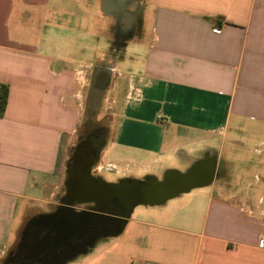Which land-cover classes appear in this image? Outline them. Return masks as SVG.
Here are the masks:
<instances>
[{
	"label": "crops",
	"instance_id": "crops-1",
	"mask_svg": "<svg viewBox=\"0 0 264 264\" xmlns=\"http://www.w3.org/2000/svg\"><path fill=\"white\" fill-rule=\"evenodd\" d=\"M96 1L61 15L50 0H0V264L32 220L64 204L85 132L99 140L92 176L105 185L161 182L196 165L213 173L137 206L122 231L60 264H264V0H138L136 10L117 8L132 29L120 44L112 0ZM134 41L139 72L126 76L119 63ZM100 100L110 119L97 127L86 115Z\"/></svg>",
	"mask_w": 264,
	"mask_h": 264
},
{
	"label": "water",
	"instance_id": "water-1",
	"mask_svg": "<svg viewBox=\"0 0 264 264\" xmlns=\"http://www.w3.org/2000/svg\"><path fill=\"white\" fill-rule=\"evenodd\" d=\"M87 147V145H80L76 148L69 170L68 191L64 198V204L73 207L77 202L80 204L93 203L96 216L92 219L82 218L75 222L70 227L72 231H77L87 224H94L99 219L106 218L119 221L121 226L115 232H120L137 206H154L164 203L167 199L182 192L207 184L213 173L209 167L196 165L185 174L170 172L161 182L156 179H147L105 185L92 176V168L98 160L99 149L88 155ZM80 168L86 179L87 192L73 197L75 179ZM68 236L65 234L62 238L67 239Z\"/></svg>",
	"mask_w": 264,
	"mask_h": 264
},
{
	"label": "flooded vegetation",
	"instance_id": "flooded-vegetation-1",
	"mask_svg": "<svg viewBox=\"0 0 264 264\" xmlns=\"http://www.w3.org/2000/svg\"><path fill=\"white\" fill-rule=\"evenodd\" d=\"M110 5L116 15L117 28L124 31L129 29L126 28L125 22L128 15L125 13L126 10L117 9L120 6L113 1ZM121 38L122 35L118 34L115 43L120 44ZM92 135L99 137V132L96 130ZM97 141L98 138L93 141L87 138L82 143L88 146L86 151L88 155L96 151ZM93 206V203H83L79 208H72L62 204L51 214L32 220L10 264H60L71 257L77 249L90 246L96 239L114 233L120 228L119 221L104 218L94 224H87L77 231L70 230V227L82 218L92 219L96 216ZM65 234L69 235L67 239L62 238Z\"/></svg>",
	"mask_w": 264,
	"mask_h": 264
},
{
	"label": "rangeland",
	"instance_id": "rangeland-1",
	"mask_svg": "<svg viewBox=\"0 0 264 264\" xmlns=\"http://www.w3.org/2000/svg\"><path fill=\"white\" fill-rule=\"evenodd\" d=\"M51 3H50V7H49V10H55V9H58V12L62 15L63 12L67 13V14H70L72 11L73 12H77V11H80V10H83L77 3H76V0H50ZM114 3L118 4L120 6V9H133L137 3L138 0H112ZM125 8H124V7ZM95 7L98 9L99 8V4H98V0L96 1V5ZM54 8V9H53ZM67 17H70V15H68ZM64 20L65 22L66 21H71V18H65V19H62ZM96 18L92 17L91 16V19H90V22L93 23L95 22ZM74 21V20H73ZM100 19L97 18V29L99 30V26L100 25ZM131 30L132 29H125L122 30V40H124V36L126 34V32H130L131 33ZM102 34L99 35L98 39H96V42L94 43V47L97 49V54H96V58H100V53L101 51H103L105 48H107V40H106V36L110 33V29H109V19H107L105 21V24L103 25V29H102ZM124 32V33H123ZM120 39V40H121ZM147 43V38L145 40H143L142 44L145 45ZM139 45V41H134L130 44L129 46V49L127 51V58L125 61L123 62H120L119 63V69L120 71L125 74L126 76H128L129 74H137L139 72V67H137L135 65V62L133 60V58H135V53L136 51L138 50L137 47ZM140 49V48H139ZM101 103L102 101H98L97 103V106H96V113L93 114V115H86V119L88 118H93V122L96 124L97 127H99L100 125H104L106 124L108 121H109V117L107 116H104L103 114H99L100 113V109H101ZM85 133H81L80 135V139L75 143V146L73 148V151L71 153V156H70V163H69V166H68V175L66 176V179H65V184L63 186V193L60 195L59 197V201H61V199L63 200V196L65 197L67 191H68V186H67V183L69 181V170L71 168V165H72V162H73V158H74V155H75V151H76V148L78 147V145H82V143L86 140V136ZM108 174V173H107ZM111 173H109V176L107 177V180L108 182H114L116 180H114V175H111ZM87 184H86V179L84 177V174H83V171L82 169L80 168V173L77 174V177L75 179V187L77 188V191H81V190H85L87 189L86 188ZM65 194V195H64ZM84 194V193H83ZM78 195H82L81 193H79ZM77 195V196H78ZM75 205H78V203H76ZM76 207V206H75Z\"/></svg>",
	"mask_w": 264,
	"mask_h": 264
},
{
	"label": "trees",
	"instance_id": "trees-1",
	"mask_svg": "<svg viewBox=\"0 0 264 264\" xmlns=\"http://www.w3.org/2000/svg\"><path fill=\"white\" fill-rule=\"evenodd\" d=\"M8 101V89L2 88L0 93V117L4 115Z\"/></svg>",
	"mask_w": 264,
	"mask_h": 264
},
{
	"label": "built area",
	"instance_id": "built-area-1",
	"mask_svg": "<svg viewBox=\"0 0 264 264\" xmlns=\"http://www.w3.org/2000/svg\"><path fill=\"white\" fill-rule=\"evenodd\" d=\"M159 118L161 119V122H162V125H166V121L165 119L163 118V116H159ZM263 243V242H262Z\"/></svg>",
	"mask_w": 264,
	"mask_h": 264
},
{
	"label": "bare ground",
	"instance_id": "bare-ground-1",
	"mask_svg": "<svg viewBox=\"0 0 264 264\" xmlns=\"http://www.w3.org/2000/svg\"><path fill=\"white\" fill-rule=\"evenodd\" d=\"M80 173V170L78 171V173L77 174H79ZM86 188H87V186H86ZM87 192V189H85V192L84 193H86Z\"/></svg>",
	"mask_w": 264,
	"mask_h": 264
}]
</instances>
